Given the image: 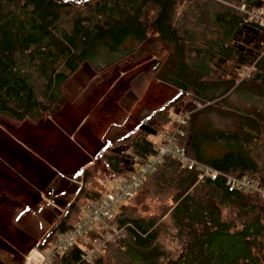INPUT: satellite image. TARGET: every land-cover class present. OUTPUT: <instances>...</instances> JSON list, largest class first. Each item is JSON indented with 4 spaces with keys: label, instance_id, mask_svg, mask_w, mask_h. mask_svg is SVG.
<instances>
[{
    "label": "trees",
    "instance_id": "16d2710c",
    "mask_svg": "<svg viewBox=\"0 0 264 264\" xmlns=\"http://www.w3.org/2000/svg\"><path fill=\"white\" fill-rule=\"evenodd\" d=\"M241 6L249 11L264 7V0H0V116L16 123L55 117L67 102L64 86L84 65L102 73L153 41L165 53L154 78L177 93L140 113L132 129L107 134L93 159L111 182L127 176L156 153L141 127L164 131L172 115L189 113L179 145L190 158L264 187L263 114L237 116L233 131L200 120L242 88L240 71L254 67L251 80L264 81V29L244 23ZM100 53L109 56L104 64L96 59ZM72 179L81 187L53 183L67 189L54 195L48 188L63 214L37 245L41 252L80 221L89 201L100 199L93 188L105 190L90 162ZM112 223L123 237L93 264H264L259 195L231 192L223 177L199 179L171 158L119 207ZM81 254L74 246L56 253L51 264H85Z\"/></svg>",
    "mask_w": 264,
    "mask_h": 264
},
{
    "label": "rangeland",
    "instance_id": "374dc122",
    "mask_svg": "<svg viewBox=\"0 0 264 264\" xmlns=\"http://www.w3.org/2000/svg\"><path fill=\"white\" fill-rule=\"evenodd\" d=\"M162 51L159 44L150 41L102 73L84 65L64 86L67 104L55 117L45 115L36 123H16L0 116V264H24L54 217L63 214L48 198L53 183L79 187L72 176L90 162L105 187L101 191L111 187L104 165L93 159L106 133L119 131L121 127H116L120 123L121 129H132L138 114L156 110L177 93L154 78L155 69L165 58ZM97 58L104 64L109 56L100 53ZM140 90L141 96H137ZM218 108L216 114L201 115L200 120L233 131L237 116L254 112L264 116V81L250 77ZM221 111L235 116L223 117ZM148 139L156 145L155 136ZM34 172L41 177L24 175ZM62 190L67 191L53 186L49 194Z\"/></svg>",
    "mask_w": 264,
    "mask_h": 264
},
{
    "label": "built area",
    "instance_id": "2783aa9c",
    "mask_svg": "<svg viewBox=\"0 0 264 264\" xmlns=\"http://www.w3.org/2000/svg\"><path fill=\"white\" fill-rule=\"evenodd\" d=\"M240 11L245 13L244 23L264 29V7L246 11L245 6H241ZM254 70V67H250L240 71L239 80L249 79ZM189 118V113L172 115L170 124L172 126L155 134L157 138L155 155L137 163L135 170L129 175L116 178L106 191L95 189L100 195V199L89 201L85 205L80 221L70 231L59 235L53 245L44 252L35 247L26 257L24 264H51L56 253H64L74 246H79L82 249L81 256L85 264H93L110 244L123 237V230L112 223L119 207L133 197L140 186L166 158L178 161L188 171H195L199 179L215 181L219 177H223L229 191L257 194L264 201V187H261L258 182L245 176L222 175L211 166L200 163L187 155L186 149L179 145V140L185 137L184 127ZM74 183L79 187L82 185L81 182ZM92 232L97 237L89 239L88 235Z\"/></svg>",
    "mask_w": 264,
    "mask_h": 264
},
{
    "label": "crops",
    "instance_id": "0c3cea01",
    "mask_svg": "<svg viewBox=\"0 0 264 264\" xmlns=\"http://www.w3.org/2000/svg\"><path fill=\"white\" fill-rule=\"evenodd\" d=\"M93 70H94V69H93ZM96 73H97V72H96ZM160 84H161V83H160ZM162 85H164V84H162ZM165 86H166V85H165ZM167 87H168V86H167ZM66 104H67V102H66ZM66 104H65V105H66ZM139 112H141V111L139 110ZM139 112H138V113H139ZM139 115H140V114H138V116H137V121H138V117H139ZM124 120H125V118H124V116H123L121 122H123ZM101 124H102V122H101ZM97 125H98V124H97ZM120 125H121V123H120ZM120 125H118L116 128H118V127H119V128H120V127L123 128V126H122V125L120 126ZM68 126H71V124H69ZM78 127H80V126H78ZM71 128H72V127H71ZM71 128H69V129H71ZM121 128H120V130H122ZM73 130H75V128H74ZM120 130H119V131H120ZM106 135H107V133H106ZM106 135H105V136H106ZM24 173H25V172H24ZM24 175L27 176L28 178H29L30 176H33V177H35L36 179L41 177L40 175H38V174L35 173V172H34V175H28V174H24ZM38 208H40V207H38ZM51 225H52V224H51ZM50 227H51V226H50ZM50 227H49V228H50Z\"/></svg>",
    "mask_w": 264,
    "mask_h": 264
},
{
    "label": "water",
    "instance_id": "95a60500",
    "mask_svg": "<svg viewBox=\"0 0 264 264\" xmlns=\"http://www.w3.org/2000/svg\"><path fill=\"white\" fill-rule=\"evenodd\" d=\"M141 128H142V130H144L146 133H148L151 136H154L156 134V132L154 130H152L151 128H149L147 126H142Z\"/></svg>",
    "mask_w": 264,
    "mask_h": 264
}]
</instances>
